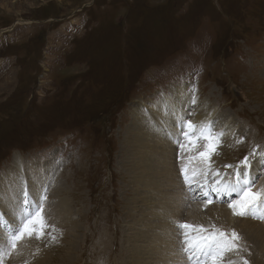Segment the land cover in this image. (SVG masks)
Segmentation results:
<instances>
[{"label":"rangeland","instance_id":"rangeland-1","mask_svg":"<svg viewBox=\"0 0 264 264\" xmlns=\"http://www.w3.org/2000/svg\"><path fill=\"white\" fill-rule=\"evenodd\" d=\"M177 90L192 102L181 106V123L160 125L150 109L169 104ZM136 107L137 116L146 115L159 136L176 145V159L186 142L185 131L177 133L187 130L183 121L208 122L213 134L231 129L215 151L209 149L211 161L234 163L222 171L234 181V170L245 169L247 157L254 187L264 173V0H0V178L16 169L17 157L25 161L20 176L29 164L49 167L47 186L40 183L45 194L37 201H52L53 212L67 198L73 211L69 221L44 217L52 231L40 239L26 236L30 245L12 252L23 254L36 242L45 244L47 264L128 262L125 254L139 237L138 227L131 230L138 221L129 161L135 167L137 160L127 134ZM217 177L208 174L190 186L196 199L185 198V189L180 198L203 206L206 190L225 184ZM58 188L63 192L53 198ZM0 195L8 199L6 189ZM215 195L214 204L237 199L233 194L221 202ZM27 199L25 214L36 207ZM42 214L50 215L49 207ZM73 222L80 228L70 259L65 230ZM13 224L11 232L19 222ZM48 235H58L51 239L54 246L45 243ZM249 245L243 258L255 264L247 256Z\"/></svg>","mask_w":264,"mask_h":264},{"label":"bare ground","instance_id":"bare-ground-1","mask_svg":"<svg viewBox=\"0 0 264 264\" xmlns=\"http://www.w3.org/2000/svg\"><path fill=\"white\" fill-rule=\"evenodd\" d=\"M173 93H174L173 99L169 100V104H167L166 101H164L165 103L161 105L154 103L150 109L151 110L150 114L152 115L151 118L159 122L160 125H163L162 123H165L166 126L169 124L172 125L174 123H181V114L183 113L181 106L185 108V105L189 106L192 102V101L191 102L188 101L187 94L185 96V99H183L181 97L182 95L180 90H177ZM193 101L196 102V99ZM205 108L207 109V107ZM134 112L136 113L132 119L134 120V123L132 122L133 123L132 127L129 128L127 134H131L128 135L130 137L129 148L133 149L131 150V153L135 158V160H137V162L136 163L133 162L135 164V167L132 166V161H129L130 165L129 164L128 165L132 167L131 170L132 175L130 182H134L135 185L134 192L132 194L135 195V198H132L131 203L133 204L132 208L137 210V214L135 215V220L138 221V223H136L134 227L132 226V229L129 226L128 227L131 230L135 229V227H138V229L136 230L139 237L134 238V240L132 241L134 242V248L132 247L133 245L131 243H128L127 241L128 238H125V240L127 241L126 243H128L129 245L131 244L132 247L131 249L132 251L131 250L128 251L131 253H129L128 256L127 254H125L127 257L126 259H128L127 263L129 264H192V262L188 259V254L182 250L183 237L181 235V230L176 226L179 223H186L192 225L193 228L202 227L207 231V233H211L219 229L227 233L229 238H231V233L233 231H235L238 234L240 239L238 241H234V243H236L238 247H241V249H235L234 251L232 250L227 252L223 257L221 264L224 262L230 263L231 261H234V264H244V261H246L243 258V256H246L244 245L246 247L248 243H250V245L253 246L252 247L249 245L252 248L249 250V253H247V256L250 258L249 261H253L255 262V264L258 263L259 261V264H261L260 261H262L261 259L264 257V220L260 219L261 221H257L255 220L257 218H254V220L252 221V219L248 218L247 216H243V217H247V220L242 219L233 214L232 209L228 207L229 204L228 205L214 204V202L211 199V195L216 193L214 191L213 193L209 191L210 193L208 194L207 203L205 204L202 203L203 206L201 204L199 205L198 203H192L191 201L184 202V199L180 198L181 196L183 197V194L186 193V192L184 193L183 189L185 190L187 189L189 194H191L190 193L191 185L196 184L197 181L201 179L206 180L208 174L216 176L215 173L220 171V168L218 167L219 164L218 161L212 164V168L214 171H211V169L208 168V161L210 159V156L208 157L207 161L195 163L194 164L195 167L200 169H196L197 174L194 177L192 176V170L189 169L188 174L191 182L190 183L185 182L184 172L182 171L183 168L181 169L180 172L179 168H177L176 166V160H177L176 145L173 142L166 140L164 137L159 136L158 132H156L157 127L154 125V123L148 121L150 119L147 120L146 115L139 116L141 111L139 113L138 107L134 108ZM137 113H139L138 116ZM198 121L199 119L195 120L194 122L192 121L191 122L193 125H197ZM187 123L188 120H185L183 121L182 125H186ZM227 125H232V122H227ZM229 127L231 128V126ZM184 131L187 132L188 129L183 131L181 130L177 133L180 134L181 132ZM220 133H223L221 137H228L230 134V129L227 127L225 130L224 129L221 130ZM135 148L137 150L136 154H135ZM190 151L193 150L190 149ZM181 157L185 158L186 155L181 154ZM24 162H25L24 159H22L21 157L15 158L14 166L16 167V169H13L11 167L9 170H7L8 172L3 176H1L0 178V192L6 189L8 194V199L5 202H3V199L1 198L0 195V200L2 201L0 202V264H11V262L14 264H47L48 262L47 257H49L50 255L48 250H46L47 248L44 249L45 244H43V246L40 247V243L38 244L36 242H35L36 244L34 242L31 243L34 244V246L32 247L29 246L30 248L29 249L27 248L28 250H26L23 254H21L22 252L21 253L19 252V249L16 250L18 251L17 253L10 251V253L7 255L2 254L3 252H5V247L3 242L5 240L6 235H8L9 232H11L10 229L12 227L13 221L16 218L20 219V216L25 212L23 208V204L21 203V201L24 198L23 192L26 191L28 193L27 197H31V201L34 204H37V200L39 196L45 194L44 188L47 186V181L43 180V176H47L49 171H51L49 167L46 166L39 168L33 164H29L27 169L24 170V172H21V176H26V181L21 182L20 181L21 176L19 175L18 169L22 165L24 167L25 164ZM242 169L234 170V172L237 173L238 171H246L248 177H250L252 173L249 174L247 169H243V170ZM251 170L254 171L253 169ZM259 171H261V168L259 169ZM39 172L41 175L39 174ZM218 177L216 178V180H218ZM220 179L222 180L223 178ZM235 181L236 179L234 181L225 180V184H229V183L235 184ZM257 181L258 183L253 185L254 187L250 189L253 192L258 191L260 189H264V173L260 175L259 180ZM41 182L45 184V187L40 186ZM197 185L198 184H196V186ZM207 191L208 190H206V192ZM61 192H63L61 189L60 190L59 188L57 190L55 189L53 191V198L54 195ZM216 194L219 197L218 200L221 202L227 199L225 198V196L229 197L233 194L236 195L237 199L239 198L236 193L227 194L221 192L219 194L218 193ZM175 195L177 196L174 197ZM187 196L185 198H189ZM69 202L70 199L62 198V200L59 202L57 206V209L53 210L52 212L51 209L52 201L47 203L45 201V203L44 202L42 203L43 207L46 206L47 209L49 207L50 215L47 214H42V215L44 217L53 216L56 219L58 218V216H61L62 219L66 218L65 220L69 221V219L71 220L73 216V211L71 208V204ZM204 209H206L205 212H203ZM23 215H25V213ZM14 217L15 219H13ZM49 220L51 219L49 218ZM18 222H16L13 225L18 224ZM78 228H80V224L79 225L77 223L74 224L73 222L70 228V232L68 231V229L65 230L66 233L65 238L66 237L70 238L68 242V249L65 251V258L66 257L70 259L75 258L74 254L76 252L74 249V244L78 242L76 240L78 236L76 235L75 231ZM50 231L51 230H47L44 232H50ZM53 236L55 238L58 237V235H48L45 238L47 242L45 241L43 242L50 245V243L52 242L51 237ZM25 238L17 242L18 247L23 243L25 244L26 242ZM129 241L131 242V240ZM25 245H30V243L27 244L26 242ZM21 249L23 250V248ZM5 257L9 259L12 258L11 259L12 261L8 259L9 262H6L4 259ZM241 257L243 259H241ZM248 257L246 258L248 259ZM238 258H240L241 261L240 259L236 260Z\"/></svg>","mask_w":264,"mask_h":264},{"label":"snow or ice","instance_id":"snow-or-ice-1","mask_svg":"<svg viewBox=\"0 0 264 264\" xmlns=\"http://www.w3.org/2000/svg\"><path fill=\"white\" fill-rule=\"evenodd\" d=\"M183 124V122H182ZM184 127H187L188 131L184 132L186 141L192 140L195 136L196 139H206L208 147L211 151H215L216 146L219 144V138L223 133L213 134L211 126L208 124H202L200 126L193 125L188 122ZM183 131V127H182ZM184 148V145H180ZM210 152L200 154L202 161H207ZM191 159V158H190ZM245 169L248 167V158L245 157L241 162ZM228 167H231L229 165ZM184 172L185 182H191L189 177V169L186 166L182 169ZM197 174L196 169H192V176ZM253 181L247 175L246 171H238L236 173L235 184H224L221 187H214L212 191L216 193H236L239 197L229 203V207L232 209L233 214L236 216H251L253 218L264 219V189L258 191H251ZM24 199L22 204L27 205L29 201L27 199L28 193L23 192ZM204 196L207 197L208 193L205 192ZM46 199V197H45ZM43 204L37 201L35 209L28 211L25 215H22L19 219V226L14 232L6 235L4 240V246L7 247V251L3 252V255H7L11 250L17 247V242L23 240L26 236L29 238L35 237L40 239L44 234V229L48 228L44 216L42 215ZM259 213V215H257ZM15 219V217L13 218ZM181 230L183 237V251L188 254V259L192 264H221V261L225 254L229 251L238 248V245L234 241H238L240 237L233 231L231 238L219 229L207 233L202 227L193 228L192 225L186 223H179L176 225ZM53 240L55 237H51ZM247 264V261H244Z\"/></svg>","mask_w":264,"mask_h":264}]
</instances>
